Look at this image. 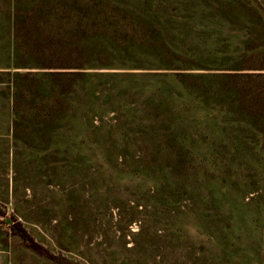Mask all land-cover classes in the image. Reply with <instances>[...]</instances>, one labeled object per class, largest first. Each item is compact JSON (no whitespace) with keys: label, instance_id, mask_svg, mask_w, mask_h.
<instances>
[{"label":"rangeland","instance_id":"1","mask_svg":"<svg viewBox=\"0 0 264 264\" xmlns=\"http://www.w3.org/2000/svg\"><path fill=\"white\" fill-rule=\"evenodd\" d=\"M72 1L0 0L83 45L0 74V264H264V0Z\"/></svg>","mask_w":264,"mask_h":264},{"label":"trees","instance_id":"2","mask_svg":"<svg viewBox=\"0 0 264 264\" xmlns=\"http://www.w3.org/2000/svg\"><path fill=\"white\" fill-rule=\"evenodd\" d=\"M63 6L70 12L68 17V26L71 29L75 24L73 16H71V8H73L74 1L62 0ZM52 19V17H51ZM52 22L47 27H41V18L33 13L32 16H23L17 10L13 15V33H14V48L12 66L3 69L0 74H10L11 69H36L35 71H27L24 73L14 72L13 76L18 78L31 77L36 81L35 89L43 92L47 88V83L51 82L48 86V92L55 89L57 86V79L62 78H81V64L76 63L75 51L82 48L83 45L78 43H69L67 48L59 49L60 44L56 40V35L52 32ZM33 58L32 63L24 61L26 57ZM66 86L68 92H73L74 88L72 83L63 85L65 91ZM51 93V91L49 92ZM15 234L22 240L31 242L26 232L16 225ZM32 244V243H30ZM31 248L37 249L36 245H30Z\"/></svg>","mask_w":264,"mask_h":264}]
</instances>
